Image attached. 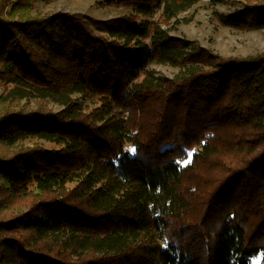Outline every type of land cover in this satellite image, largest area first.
<instances>
[{
    "label": "trees",
    "instance_id": "trees-1",
    "mask_svg": "<svg viewBox=\"0 0 264 264\" xmlns=\"http://www.w3.org/2000/svg\"><path fill=\"white\" fill-rule=\"evenodd\" d=\"M22 1L0 12V264H264V53L159 23L200 0ZM237 2L225 23L264 28V0ZM27 97L60 108L4 109Z\"/></svg>",
    "mask_w": 264,
    "mask_h": 264
},
{
    "label": "rangeland",
    "instance_id": "rangeland-1",
    "mask_svg": "<svg viewBox=\"0 0 264 264\" xmlns=\"http://www.w3.org/2000/svg\"><path fill=\"white\" fill-rule=\"evenodd\" d=\"M237 1L200 0L180 12L176 17L169 19L162 14L158 21L171 35L191 40L223 56L248 57L264 53V28L247 30L223 21V16L233 14L240 8L241 4ZM21 3H23L22 0H0V12L4 11L7 15L14 5L18 9H22ZM57 11L86 13L96 18L108 19L128 12L130 9L117 5H100L98 0H33L30 10L33 16ZM14 16L19 18L17 13H14ZM151 68H155L167 76H171L177 71L175 67L162 64L152 65ZM11 87V84L0 83V94L7 93ZM40 105L56 110L60 108L59 104L52 101L27 97L21 100H12L9 105L4 106V109H36ZM26 142L33 143L36 140L29 139ZM44 144L52 146V143L47 141H44ZM261 258L262 255L258 254L251 258L249 264H260Z\"/></svg>",
    "mask_w": 264,
    "mask_h": 264
},
{
    "label": "snow or ice",
    "instance_id": "snow-or-ice-1",
    "mask_svg": "<svg viewBox=\"0 0 264 264\" xmlns=\"http://www.w3.org/2000/svg\"><path fill=\"white\" fill-rule=\"evenodd\" d=\"M133 152L136 151V149H132ZM191 160V153L188 154V159L184 161L185 164L189 163V161Z\"/></svg>",
    "mask_w": 264,
    "mask_h": 264
}]
</instances>
